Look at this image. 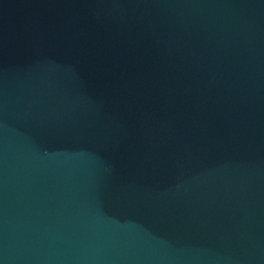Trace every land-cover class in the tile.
I'll list each match as a JSON object with an SVG mask.
<instances>
[{
    "label": "water",
    "instance_id": "1",
    "mask_svg": "<svg viewBox=\"0 0 264 264\" xmlns=\"http://www.w3.org/2000/svg\"><path fill=\"white\" fill-rule=\"evenodd\" d=\"M0 264H264V0H0Z\"/></svg>",
    "mask_w": 264,
    "mask_h": 264
}]
</instances>
